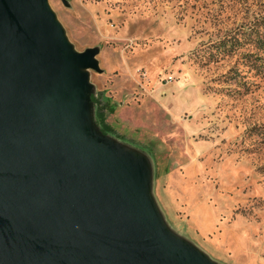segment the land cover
I'll return each mask as SVG.
<instances>
[{"label":"rangeland","instance_id":"1","mask_svg":"<svg viewBox=\"0 0 264 264\" xmlns=\"http://www.w3.org/2000/svg\"><path fill=\"white\" fill-rule=\"evenodd\" d=\"M166 229L264 264V0H48ZM262 42V43H261Z\"/></svg>","mask_w":264,"mask_h":264},{"label":"water","instance_id":"2","mask_svg":"<svg viewBox=\"0 0 264 264\" xmlns=\"http://www.w3.org/2000/svg\"><path fill=\"white\" fill-rule=\"evenodd\" d=\"M96 53L73 49L48 0H0V264H213L95 125Z\"/></svg>","mask_w":264,"mask_h":264},{"label":"trees","instance_id":"3","mask_svg":"<svg viewBox=\"0 0 264 264\" xmlns=\"http://www.w3.org/2000/svg\"><path fill=\"white\" fill-rule=\"evenodd\" d=\"M262 42L264 44V40ZM91 102L94 109L95 125L99 128L102 134L114 137L115 135L112 134L113 129L106 123V116L111 113V109L108 104L105 103L103 99L97 97L96 93L91 95Z\"/></svg>","mask_w":264,"mask_h":264}]
</instances>
